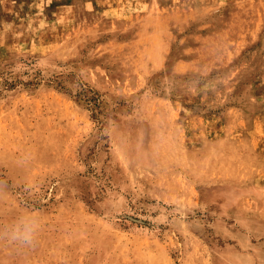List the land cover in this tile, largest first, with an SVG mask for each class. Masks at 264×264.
Segmentation results:
<instances>
[{"label":"rangeland","instance_id":"1","mask_svg":"<svg viewBox=\"0 0 264 264\" xmlns=\"http://www.w3.org/2000/svg\"><path fill=\"white\" fill-rule=\"evenodd\" d=\"M0 264H264V0H0Z\"/></svg>","mask_w":264,"mask_h":264},{"label":"clouds","instance_id":"2","mask_svg":"<svg viewBox=\"0 0 264 264\" xmlns=\"http://www.w3.org/2000/svg\"><path fill=\"white\" fill-rule=\"evenodd\" d=\"M36 227L37 225L35 221L24 224L22 228H17L14 230L12 239L19 240L24 244H31L34 238Z\"/></svg>","mask_w":264,"mask_h":264}]
</instances>
